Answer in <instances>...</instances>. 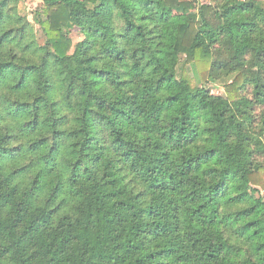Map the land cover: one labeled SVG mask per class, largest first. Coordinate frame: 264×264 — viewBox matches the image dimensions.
<instances>
[{"label": "trees", "instance_id": "obj_1", "mask_svg": "<svg viewBox=\"0 0 264 264\" xmlns=\"http://www.w3.org/2000/svg\"><path fill=\"white\" fill-rule=\"evenodd\" d=\"M39 1L43 44L0 0V264H264L261 0Z\"/></svg>", "mask_w": 264, "mask_h": 264}, {"label": "rangeland", "instance_id": "obj_2", "mask_svg": "<svg viewBox=\"0 0 264 264\" xmlns=\"http://www.w3.org/2000/svg\"><path fill=\"white\" fill-rule=\"evenodd\" d=\"M209 1L210 0H200V2H204V3L209 2ZM242 1H245V0H242ZM261 2L264 4V0H261ZM42 6H43V3L39 0H24V2H22L19 6V12L21 13V15L26 16L29 19V21L33 24L37 32L39 42L41 44L45 42V37L42 34L40 27L36 22V19H37V12L42 8ZM69 29H70V38L73 41V45L76 46L79 42L83 40V36L77 28L73 26H69ZM184 59H185L184 56H182L181 64L184 62ZM188 72L193 77L195 82L201 86L203 81L194 65L188 66ZM235 76L236 75H233L232 77L218 80L215 83H208L206 87L214 95L225 97V86L231 83L235 79ZM253 186L257 188V190H259L261 194L264 195V176L263 175L255 176Z\"/></svg>", "mask_w": 264, "mask_h": 264}]
</instances>
